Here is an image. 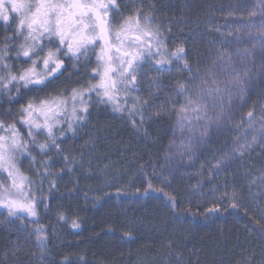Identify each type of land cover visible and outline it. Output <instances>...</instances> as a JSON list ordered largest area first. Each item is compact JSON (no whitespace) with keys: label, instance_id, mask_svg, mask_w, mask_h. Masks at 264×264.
<instances>
[{"label":"snow or ice","instance_id":"6c2138e0","mask_svg":"<svg viewBox=\"0 0 264 264\" xmlns=\"http://www.w3.org/2000/svg\"><path fill=\"white\" fill-rule=\"evenodd\" d=\"M254 7L259 8V14L249 13V19L241 22L245 28L254 26L259 15L260 24L256 33L250 34L247 39L241 34L243 29L229 33L225 37V43L234 41L237 45L235 51L217 50L220 63L214 64L213 68L219 70L207 72L200 80L199 94L193 96L189 86L200 76V69L193 70L186 59L187 51L183 44L169 51L167 37L161 25L153 23L154 8L148 12L143 7L136 8L134 12L117 20L113 16V12L120 11L117 0H0V20L6 26H10L13 20L16 21L11 34L5 35L0 42V103L5 100L11 103L22 93L34 91V95L20 104L15 112L10 107L4 109L11 122L0 119V172L6 174L0 179V208L6 209L9 217L23 215L30 219H39L38 207L41 204L45 209L49 207L50 194L57 187L56 178L65 169L74 171L77 165L75 158L70 159L65 155V169L53 173L50 169L56 161L48 153L53 149L57 156L62 153L64 149L58 140L68 132L75 134L77 128L86 124L94 102L93 97L100 104L110 105L117 113L127 111L129 116L138 115L139 125L135 119L132 120L134 128L152 119L153 114L148 112L152 101L133 95L141 91L139 85L141 76L146 75L143 72L145 63H149L157 72H163L171 71L173 63L179 61V70L191 74L186 82L177 81L174 89L178 97H184L185 103L179 109L175 107L176 101L172 102L171 108L167 104L162 105L155 113L156 118L165 112L176 111L181 136L186 128L194 133L196 129L192 125H200L202 121V135L207 134L212 123L221 120L224 115L225 97L230 101L234 95H242L246 81L253 74L255 65L249 68L246 62L250 57L254 58L257 47L255 44L251 47L240 45L248 43L249 40L258 41L262 54L259 71L264 75V0H259V4ZM5 31H8V27ZM94 51L96 66L91 69L93 79L78 81L70 89L55 85L58 76L66 67V60L73 61V67L82 58L85 63H90ZM21 58L26 66L17 65L16 61ZM158 83L159 77L149 80L150 86ZM49 88L52 91H47L44 96L40 95L41 91ZM155 95H159V92ZM216 108L220 111L213 113ZM253 117L254 112H249L248 118L251 120ZM41 136L44 137L43 140L40 139ZM187 139V144L181 141L178 147L190 150L194 137L189 136ZM255 139L254 136L253 140ZM248 147L250 145L237 142L234 151L243 155ZM32 149H37L45 159L37 163ZM22 158L31 159L36 179L21 170L19 165ZM172 158L170 155L169 160ZM222 165L223 159L210 166V179L205 183H211V177L219 173ZM153 179H160L155 176V169L153 174L145 175L146 186L142 195L160 193L175 211L179 205L178 193L167 192L165 187H154ZM46 181L49 196L43 195ZM261 182L264 183V177ZM161 184L167 186L164 180H161ZM199 187L202 188L203 184ZM215 190L214 188L213 191ZM120 191L117 188V195ZM135 194H141V189L137 188ZM96 199L100 200L102 197ZM215 199L213 206L205 210V215L242 207L235 191H226ZM58 215L59 220L67 221L63 212ZM258 223L261 230H264V222ZM71 227L77 229L80 224L73 219ZM31 231L36 234V241L43 253L48 239L46 228L38 225ZM124 235L132 238L131 232Z\"/></svg>","mask_w":264,"mask_h":264},{"label":"trees","instance_id":"16d2710c","mask_svg":"<svg viewBox=\"0 0 264 264\" xmlns=\"http://www.w3.org/2000/svg\"><path fill=\"white\" fill-rule=\"evenodd\" d=\"M143 1L142 7L145 12L150 11L151 8L155 9L154 24L161 19L170 21L171 33L168 36L165 34L167 45L169 49L172 47L175 49L173 43L183 42L187 51L186 59L189 62L193 60L192 58L196 59L203 54L206 56L209 51H203L207 43L206 36L202 32L199 34L201 37L194 33V23L198 28H202V21L207 24L210 15L219 12L230 0ZM183 18L186 21L182 23L180 19ZM15 24L16 21L13 20L10 26H6L0 20V42L5 35L11 34ZM160 25L163 26L161 23ZM6 27H8L7 32ZM162 31H164L163 27ZM175 34L178 35L176 39H174ZM20 60L16 61L17 65H22ZM68 61L66 60L65 63L68 64ZM65 69L63 76L66 77L61 79L62 85L72 81L70 79L72 70L69 66ZM188 76L174 75L167 80V83L175 88L177 81L183 82ZM69 86L68 84L67 87L70 88ZM151 87L153 90L157 88ZM145 91L144 87L142 94ZM33 95L34 91H28L16 97L11 103L6 100L0 103V119L11 122L4 109L10 107L15 112L20 104L25 103V98ZM96 107L98 113L96 114L91 107L86 124L77 128L75 134L68 132L58 140L64 149L62 153L57 156L55 149L48 153V156L54 157L56 161L50 170L56 173L65 169L63 164L65 155L77 161V152L71 148L75 146L76 140L79 146L83 143L84 147L92 149L97 138V134L92 129L93 120L102 121L98 132H107L109 139H106L108 143H105L106 146L100 142L103 149H100L99 153L116 152L115 154L121 157L140 154L139 159L135 161V168L130 169V164L128 165L130 170L126 180L131 186L128 189H120L119 195L117 188L102 193H90L89 187H85L88 186L87 183H83L84 165L77 161L74 171L69 172L65 169L63 174L56 178L57 187L50 194L49 207L45 209L43 204L38 207V220L23 215L9 217L7 210L0 208V264H26L25 261L28 260V264H264V230H261L258 223L264 222L261 213L249 206H243L238 210L205 215V210L214 203L200 204L190 197L186 198L185 194L181 195L179 191L181 189L175 191L178 193L179 201L175 211L160 193L152 192L143 196V188L146 186L144 177L146 174L151 175L148 169L151 152L145 135V131L148 134V130L145 125L134 128L132 120L135 119L139 125V116H129L127 111L118 113L119 116L121 114L124 124L119 125L116 121L108 123L105 115L109 116L111 112L108 110L109 105L98 103ZM157 129L158 126L153 124L150 130L157 133ZM21 131L23 132L24 129L22 128ZM43 139L44 137L41 136V140ZM32 154L36 156L37 163L45 159L37 149H32ZM20 164L25 174L36 179L30 158H23ZM5 175L0 172V179ZM152 183L154 187H160L153 181ZM137 188L141 189V194H135ZM44 189L43 195L49 196L47 181ZM165 191L174 192L167 188ZM97 197L102 199L97 200ZM144 197L151 198L152 203L155 204L125 218L104 213V210H109L107 205L113 201L135 202ZM72 200L77 202L72 205ZM59 202L62 204L60 207L65 209L66 215L78 221L79 228L73 229L69 220L66 222L56 220V214L51 209ZM81 204L84 205L85 210L79 212L75 207ZM38 225L46 228L48 237L43 253L36 241V234L31 231ZM126 232H131V239L125 237ZM22 235L23 240H28L29 243L13 244L15 239ZM8 253L14 257L9 258Z\"/></svg>","mask_w":264,"mask_h":264},{"label":"rangeland","instance_id":"374dc122","mask_svg":"<svg viewBox=\"0 0 264 264\" xmlns=\"http://www.w3.org/2000/svg\"><path fill=\"white\" fill-rule=\"evenodd\" d=\"M117 2L123 9L122 13L126 16L134 12L136 8L142 7L144 3L143 0H117ZM258 4L259 0H230L221 7L222 9L219 12L216 11V13L210 15V19L206 21L207 24L202 21V28H198L197 24L194 23V33L199 35L202 32L206 36L205 41L207 43L203 51H209L206 56L203 54V56L196 57V59L192 58V61L189 60L194 71L197 68L200 69V76L189 86L193 96L199 94L200 80L207 72L219 70L218 68H213L214 64L220 63L217 50L223 49L225 52L235 51L236 43L234 41L230 44L225 43V37L229 33H235L240 29H243L241 34L246 39L250 34L254 35L256 33L260 24L259 15L255 19L254 26L245 28L241 21L248 20L249 13L256 12L259 14V8L254 7ZM243 9L247 10L243 11ZM180 21L183 23L186 20L183 18ZM157 22L163 25V33L167 36L170 35V21L161 19ZM177 37L178 35L175 34L174 39ZM173 44L178 46L183 44V42ZM253 44L256 45L257 50L254 58L250 57L246 62V66L253 68V65H255V67L251 78L245 83L244 93L242 95H234L230 101L225 97L223 104L224 115L221 120L212 123L207 134L202 135L204 132V122L202 121L200 125H192L196 129L194 133L186 128L183 136H181L178 130L179 118L176 111L165 112L162 116L156 118L155 113L160 110L162 105L167 104L171 108L173 106L172 102L176 101L175 107L179 109L185 103L184 97H178L174 91L175 88L167 83V80L174 75H161V79L159 77V87L153 90L149 80H154L156 74L143 69V72L146 73V75H142L143 87H145L146 91L141 94V97L152 101L148 112L153 114V118L147 120L144 125L148 130L146 141L151 152V163L148 165V169L151 174H153V169H155V176L160 177V179H153L154 183L174 192L181 189L179 190L180 194H185L186 198L190 197L200 204L208 203L209 205L215 203V198L223 195L226 191L229 193L235 191L242 207L249 206L261 213L264 218V183L261 182V178L264 177V135H262L264 133V127H262L264 126V111H262L264 110V75L259 71L262 63V54L258 41L249 40L248 43L240 45V47H251ZM176 69L179 70L178 67ZM178 74L180 75V73ZM188 74L189 76L191 75L190 73ZM221 80V86L223 87V78ZM183 82H186V77ZM157 91L159 95H155ZM218 111L220 109L216 108L213 113ZM249 112H254V117L251 120L248 118ZM145 116L147 119V113ZM153 124L158 126L157 133L150 130ZM189 136L194 137L191 149L178 147L181 141L187 144ZM254 136L256 137L255 141L253 140ZM107 138L108 135L99 138L105 146ZM237 142L238 144L250 145L243 155L234 151ZM94 143L95 146L91 149L90 147H84L83 143L79 146L76 140L74 142L75 146L71 147L77 152V161L84 165L83 183L88 185L85 187H89L90 193H102V191L113 188L128 189L131 185L127 182L126 175L129 173L128 170L134 167L135 161L139 159L140 154H136L133 157L125 155L121 157L119 154H115L116 152L102 154L99 153L98 141H94ZM170 155L173 157L171 160H169ZM222 159L223 165L219 173L211 177V183H205V181L210 179V166L215 165ZM19 166L21 168V164ZM21 169L23 170V168ZM161 180H164L167 186L161 184ZM109 184L112 186H106ZM201 184H203L202 188L199 187ZM214 188L216 189L215 191H213ZM76 202L74 200L71 201L72 205ZM153 204L155 203H152V199L149 197H144L135 202L127 200L124 202L113 201L107 205L109 210H104V213L107 212L106 214L125 218L132 213L145 210ZM61 205V202L56 203L51 209L55 212L57 221H60L59 213L63 212L66 215L65 209H62ZM83 206L81 204L75 208L81 212V210H85ZM66 217L71 225L73 220L69 215H66ZM23 238V235L20 236L15 239L16 241L13 244L29 243L28 240L24 241ZM7 256L9 258L14 257L11 253H8ZM25 263L28 264L29 260L25 261ZM32 263H34V260Z\"/></svg>","mask_w":264,"mask_h":264},{"label":"flooded vegetation","instance_id":"af4514ba","mask_svg":"<svg viewBox=\"0 0 264 264\" xmlns=\"http://www.w3.org/2000/svg\"><path fill=\"white\" fill-rule=\"evenodd\" d=\"M118 5H119V3H118ZM119 9H120V11H119V13H117V12H113V16L114 17H116V19L117 20H119L120 19V17H122V16H126L124 13H122V7L121 6H119ZM168 46V45H167ZM99 48V45H97V49ZM169 48V47H168ZM174 48H171V49H169V51H171V50H173ZM95 59H96V57H95V51L91 54V62L90 63H85V61H84V59L82 58L81 59V61H79V62H77L76 63V67H73V61H71V60H69L68 61V64H66V67L65 68H67V66H69V68L72 70V75L70 76V79L72 80V81H70V82H66L65 84H61L62 82H61V79H64L66 76H63V74H64V72H65V68H64V70H63V73L62 74H60L59 76H58V78H57V80H56V82H55V85L56 86H58V87H60V88H63V87H65V86H67L68 84L70 85L69 87L71 88V87H73V86H76V83L79 81V82H84V81H88V80H91V79H93V77L91 76V69L93 68V67H95L96 65H95ZM155 59V58H154ZM21 64L22 65H25L26 66V62L24 61V59L23 58H21ZM181 62H179V61H177V62H174L173 63V66H172V68H171V71H163V72H157L156 71V69L155 68H152L151 67V65L149 64V63H145L144 64V66H143V69H145V70H148V71H151V72H153V73H155L156 74V77H160V79H161V75H172V73H179V72H177L178 70L176 69V67H178V65L180 64ZM155 77V78H156ZM155 80V79H154ZM93 82H95L94 80H93ZM159 84V83H158ZM158 84H156V85H154V87H158ZM139 87H140V89H141V91H139V92H136V93H133V95H136V96H140L141 97V94H142V92H143V89H144V87H143V78H142V76H141V83H140V85H139ZM69 88V89H70ZM49 90H52V88H49V89H47V91H49ZM46 90H44V91H41L40 92V95L41 96H44L45 94H46V92H47ZM30 97V96H29ZM29 97H27V98H25V102L27 101V99L29 98ZM93 100H94V102H93V105H92V108H94V111H95V113L97 114L98 113V109H97V107H96V105L98 104V102H96L95 101V98L93 97ZM105 106H107V105H105ZM108 110H111V112H110V114H109V116L108 115H105V120L109 123V122H114V121H116L119 125H120V123L121 124H124V120H122V118L120 117L121 116V114H120V116H119V114L117 113V112H115V111H113V109H112V107L109 105V109ZM107 117H108V119H107ZM101 122L102 121H99V122H97L96 120H93V123H92V129L94 130V133H96L97 134V138H95V140L97 141V140H99V138L100 137H102V136H104V135H106L107 134V132H105V133H101V132H98V128L99 127H101ZM58 134V133H57ZM100 142L102 143V141L100 140V141H98V143H99V150L100 149H103L102 148V146L103 145H101L100 144Z\"/></svg>","mask_w":264,"mask_h":264}]
</instances>
